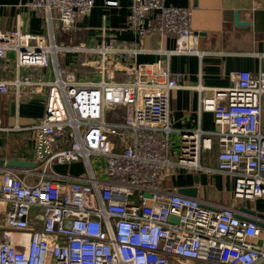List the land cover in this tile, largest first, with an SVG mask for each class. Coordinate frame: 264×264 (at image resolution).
I'll return each instance as SVG.
<instances>
[{
    "label": "built area",
    "instance_id": "obj_1",
    "mask_svg": "<svg viewBox=\"0 0 264 264\" xmlns=\"http://www.w3.org/2000/svg\"><path fill=\"white\" fill-rule=\"evenodd\" d=\"M93 6L33 0L18 7L41 19L44 34L22 30L20 20L0 30V60L13 53L14 70L0 79V96L43 95L45 106L25 128L34 167H0V264H264V228L248 219L263 220L182 196L167 183L178 170H203L201 156L215 139L216 170L232 179V198L264 200V71L236 72L226 88L197 86L199 110L212 114L214 130L180 132L173 154L169 97L179 85L167 63L172 55L201 56L190 13L164 0H131L129 28L140 38L171 36L174 48L153 63L129 65L119 79L110 69L116 56L146 50L112 40L56 43L54 29L73 31ZM65 52L99 60L92 69L77 59L66 66ZM79 162L77 177L52 169Z\"/></svg>",
    "mask_w": 264,
    "mask_h": 264
},
{
    "label": "crops",
    "instance_id": "obj_2",
    "mask_svg": "<svg viewBox=\"0 0 264 264\" xmlns=\"http://www.w3.org/2000/svg\"><path fill=\"white\" fill-rule=\"evenodd\" d=\"M33 0H0V30L12 31L20 20L21 29L33 34H44L45 28L36 14L20 4ZM167 6L185 9L190 13L193 32L199 36L197 55H172L168 66L179 87L169 97L170 150L178 153L180 132L200 128L204 132L214 130L212 114L201 112L198 107L197 86L226 88L231 85V75L246 71L257 74L264 71V0H164ZM131 0H94L88 15L78 19L76 29L68 33L54 29L56 43L67 48L98 46L112 40L115 44L147 52H139L127 58L117 55L115 77L129 65L153 63L163 58L162 51L174 48L171 36L149 33L142 38L129 28L127 16ZM0 60V79L12 78L13 53ZM84 60L92 68L98 56H79L65 52L61 61L70 66ZM66 60H71L66 64ZM128 60V61H126ZM22 77L25 73L21 72ZM209 94L208 90H205ZM44 96L29 95L18 102L13 94L0 96V119L6 131L0 132V160L32 161L33 140L25 128L44 115ZM264 120V104H263ZM218 146L212 140V149L203 152L198 173L178 170L167 181L174 188H196V198L216 204L233 206L243 217H251L244 210L264 214V200L236 202L231 195L232 179L216 170ZM208 169V170H207ZM1 208V206H0ZM264 221V219H262ZM263 224V223H262Z\"/></svg>",
    "mask_w": 264,
    "mask_h": 264
},
{
    "label": "water",
    "instance_id": "obj_3",
    "mask_svg": "<svg viewBox=\"0 0 264 264\" xmlns=\"http://www.w3.org/2000/svg\"><path fill=\"white\" fill-rule=\"evenodd\" d=\"M11 167V168H19V169H29L34 167L33 162L28 161H22V160H0V167ZM52 169L59 173V174H66L73 177H77L81 175L84 172V167L82 163H73L71 165H53ZM178 193L182 196L186 197H195L196 196V188H180L178 189ZM146 197H149V195L146 194ZM247 214L254 216L257 219H264V214H259L255 211L245 209L244 210ZM248 219V218H245ZM248 221L256 223L259 227L264 228V224H262L259 221H255L252 219H248Z\"/></svg>",
    "mask_w": 264,
    "mask_h": 264
},
{
    "label": "rangeland",
    "instance_id": "obj_4",
    "mask_svg": "<svg viewBox=\"0 0 264 264\" xmlns=\"http://www.w3.org/2000/svg\"><path fill=\"white\" fill-rule=\"evenodd\" d=\"M71 60H66V64H69ZM121 135L126 134L125 132H120ZM112 138L117 141L118 140V136L117 135H113Z\"/></svg>",
    "mask_w": 264,
    "mask_h": 264
}]
</instances>
